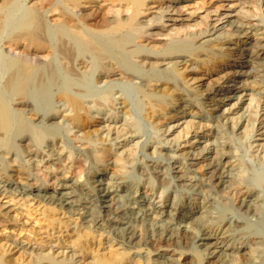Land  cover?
Masks as SVG:
<instances>
[{"label":"bare ground","instance_id":"obj_1","mask_svg":"<svg viewBox=\"0 0 264 264\" xmlns=\"http://www.w3.org/2000/svg\"><path fill=\"white\" fill-rule=\"evenodd\" d=\"M16 3L0 0L14 55L0 141L39 145L27 155L40 175H0V231L27 230L39 207L112 247L103 263L264 264V0H30L7 30ZM73 111L94 121L75 152L56 130ZM58 170L75 176L49 184ZM27 240L0 264L62 262L72 242Z\"/></svg>","mask_w":264,"mask_h":264},{"label":"rangeland","instance_id":"obj_2","mask_svg":"<svg viewBox=\"0 0 264 264\" xmlns=\"http://www.w3.org/2000/svg\"><path fill=\"white\" fill-rule=\"evenodd\" d=\"M29 4H30V0H17V3L13 9V12L10 15L8 22H7V25H6L7 30L14 28L15 26L19 25L25 18H27L29 14V10H28ZM43 19H44V16L42 17V15H41V18L38 17L39 21L44 22ZM12 56L14 57V55L8 53L7 51H5V49L0 47V67L2 71L6 67L8 60H11ZM1 84L2 83H0V89H1ZM57 99L60 100L61 97L59 95L54 96V100L58 101ZM137 110H139V105L136 108V111ZM75 113L76 112L73 111V113L66 116V123L62 124L61 126L59 125L56 129L58 133L60 134L59 136L64 141V143L68 144V146L71 147V149H69L70 151L72 150L71 152H75L77 150L76 149L77 141H76L75 135H77V133L78 134L83 133L89 128H92L91 126H93L94 124L93 120L90 121L84 117L80 119L79 118L73 119V116L75 115ZM140 116H141L140 118L137 115L135 116V118H137L136 120L140 121L139 125L142 126V129L146 130L148 133L151 134L152 140H155L158 137V132H156V128L154 124L151 123L153 119L147 117L143 113ZM110 118H109V121L110 120L121 121L120 116L119 117L110 116ZM158 123H159L158 125H161L162 120H159ZM13 135L14 134L9 133L3 137L1 136L2 140L0 141V175L4 180L9 181L12 185H18L17 176L20 175L19 173L29 172V178L31 179V182H33L34 179H37V176L40 174L36 173V171L32 169L31 167L32 165L28 160L29 157L27 153L29 152V149L36 150V149H39L40 146L33 145V143H31L30 145H27L25 147L23 145V142L21 143L18 139L14 140ZM11 136H12V139H11ZM10 140L11 142L9 143ZM12 140H14V144H12ZM9 157L11 158L15 157V160L12 161L10 160ZM86 175L87 174H82V176L79 177L78 180H83ZM67 176L73 177L75 176V174L74 173L64 174L63 171L58 170V172H56V175H50L49 177L50 181L48 183L51 184L53 181H57L60 177H67ZM23 208L25 210L24 206ZM38 208L39 207H37L36 209ZM36 209L32 210V214L29 215V220L27 222L28 226L24 225L26 226L25 229L28 228L29 230L28 229L27 230H14L15 231V232L13 231L14 233L13 232L8 233L7 230L0 231V252L2 251L4 256H6L7 258L17 259L18 255L22 251V249H19V248L20 247L27 248L30 246V243L27 244V241H28L27 238H33V239L39 238L40 240L42 239V241H45V242L50 241L49 242L50 244L58 245L57 247H59L60 245H66L65 243H67V241L69 240L72 242L67 243L68 247L64 249L65 255L64 256L59 255L58 256L59 258L57 257V260L59 261L61 260L62 262L53 261L51 264H72L73 262L75 264H111V263H108V261L104 263L101 262L103 259H107V260L111 259L112 247H109L103 244V241L100 238L92 237V236H85L81 234V236H77L79 239L78 240L76 236H72L70 234V231L67 230L68 228L65 227L68 224H70V226H73V223L68 221L60 225L59 222L63 220H60L58 218L59 216L57 217V215H55L56 217L52 215L54 217L51 216L50 219H53L54 221L52 222V224H48L47 223L48 221L47 220L45 221V219H48V218L47 216L43 214V212L45 213L46 211L44 210L42 212L41 210L43 209H40L39 211H37ZM30 222L32 224H28ZM66 237H68L69 239ZM56 238H57V241H56ZM14 246H17V247H14ZM31 247L36 248V244H31ZM26 262L27 261L23 262V264H26ZM40 264H47V260L41 261Z\"/></svg>","mask_w":264,"mask_h":264}]
</instances>
